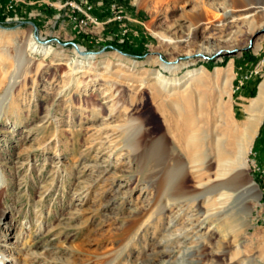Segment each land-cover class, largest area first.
<instances>
[{"label": "rangeland", "instance_id": "rangeland-1", "mask_svg": "<svg viewBox=\"0 0 264 264\" xmlns=\"http://www.w3.org/2000/svg\"><path fill=\"white\" fill-rule=\"evenodd\" d=\"M116 2L108 19L87 20L88 0H68L81 42L51 24H35L36 38L31 24L4 17L12 24L0 28V264H223L237 247L246 264H264V110L247 167L225 164L226 179L258 187L247 194L248 223L224 240L214 232L204 249L189 229L218 196L199 193L222 181L213 179L223 168L215 146L234 158L232 127L264 78V0ZM223 11L233 13L220 22ZM71 42L104 50L84 56ZM220 49L235 52L211 58ZM157 71L178 84L163 88ZM168 166L191 197L160 212Z\"/></svg>", "mask_w": 264, "mask_h": 264}, {"label": "bare ground", "instance_id": "bare-ground-1", "mask_svg": "<svg viewBox=\"0 0 264 264\" xmlns=\"http://www.w3.org/2000/svg\"><path fill=\"white\" fill-rule=\"evenodd\" d=\"M253 7L254 9L262 8L260 6H247V7H242L241 10L247 11L248 9H252ZM232 13L233 12L223 11L222 13L219 14L220 16L217 15L219 16L217 19L220 20V22L225 21V19L232 16ZM87 15H85V18L86 17L89 18V15L88 16ZM213 15L215 16V13H213ZM22 22L23 21H21L20 23ZM81 22L83 23V20H81ZM196 28L198 29L199 26H196ZM45 42L47 41L45 40ZM74 48H75L74 51H76L80 55H84V56L96 55V53H87L86 52L87 50L86 51L83 50L82 47L78 45L77 48L76 47ZM200 54H202V51H200V53L198 51L197 54H195V56L198 57L200 56ZM163 62H166V64H164ZM163 62L160 61L161 66L168 70H173L176 68L175 61L173 62V61L163 60ZM199 70L201 71L202 67L193 68L189 70L187 72L188 79L192 78L193 75L196 74L197 71ZM154 77L158 80L160 79L163 88L172 86L173 84L176 85L178 84V81H168L167 79H165L159 71L155 72ZM186 107L189 112H192V109L188 104ZM246 109L248 112V117L244 120V122L241 125L232 127V131H231L232 142L230 143L231 144L230 149L234 150V158L230 157L231 153L229 154L230 151L225 146L222 145V141H219V143L218 141L216 142L218 143L217 146H215L217 159L219 161V165L223 168L218 173L217 177L213 179L214 180L222 179V181L213 183L209 185L207 188H205L203 191L199 192L201 194H207V195L209 194L210 196L212 193L217 191L218 196L215 197V199H211L207 202L209 206L208 210L202 211L199 209V211L197 212V221L193 224V226L189 228L192 230L194 229L195 234L193 240L196 241V245L194 246H196L197 249H204L203 247L206 244V239L211 238L214 232L218 235V238L224 240L226 239V236H228L229 234L228 228H233L236 226L240 227L243 224L246 225L248 223L247 222L248 216L251 213V208H250L251 199H249V195L247 194H249L250 192H255V193L258 192V187L253 181H249V183L245 187H242L240 182H238L237 180L239 176L226 179L227 168L225 167V164L232 161L231 163H234L240 170H243L247 167L246 158H245L246 153L249 150L251 141L257 131L258 125L261 122V118L264 110V78L259 84L257 95L249 100V104L247 105ZM187 120L188 119H186V121ZM188 122H190L189 123V127H190L191 121L188 120ZM187 126L185 127V129L186 131L190 132V136L192 138L194 137L196 141H201V138L197 136V131L193 130L192 128L189 129L187 128ZM179 138L182 139V137ZM167 168H168L167 172L166 173L164 172V174L161 176L158 185V190L161 192V194H163V199L161 202L162 204L160 205V212L169 209L173 205L174 206L182 205L183 201L191 197V195L187 194L188 192L186 193L181 192L179 191V189L176 188L178 186L174 185L173 182L174 179L172 176L174 169L171 166H168ZM256 203H258V201H256ZM235 204H238L239 207L235 208ZM231 209L233 210L232 212L230 211ZM204 227H207L208 229H207V234L204 236L203 239V236L202 234L199 233V231H201ZM184 230L187 233L186 229ZM184 246L185 249L189 251L192 250L193 247L186 245V243ZM226 251L227 250L222 249L220 251L213 252V254L221 255V254H225ZM240 252H241L240 249H238L237 247L235 250V254L231 256L229 260L223 261V264H246L245 262L246 258L240 256L239 255ZM32 254L33 253H31V255ZM5 255L6 254L4 252L0 251V261L5 259ZM183 255L184 252L181 254V256L183 257Z\"/></svg>", "mask_w": 264, "mask_h": 264}, {"label": "crops", "instance_id": "crops-1", "mask_svg": "<svg viewBox=\"0 0 264 264\" xmlns=\"http://www.w3.org/2000/svg\"><path fill=\"white\" fill-rule=\"evenodd\" d=\"M67 0H0V20L6 15L20 18V20H31L37 26L44 27L48 24L57 25L60 28H66L65 32L69 31L77 40L81 42L77 36L73 22L69 18V6H63ZM12 2L13 7L10 10L6 9L7 3ZM116 0H88L90 4L89 12L96 18L108 19L111 14V3ZM117 3V2H116ZM112 9V8H111ZM69 29V30H68ZM261 144L254 147L255 155L260 164H263L260 159Z\"/></svg>", "mask_w": 264, "mask_h": 264}, {"label": "built area", "instance_id": "built-area-1", "mask_svg": "<svg viewBox=\"0 0 264 264\" xmlns=\"http://www.w3.org/2000/svg\"><path fill=\"white\" fill-rule=\"evenodd\" d=\"M12 3V2H9ZM67 6H69L70 11H69V18L71 19L72 22H75V20H79V12H75V6H71L70 4H68V0H67ZM0 7H1V2H0ZM90 9V8H89ZM114 12H111V14H113ZM110 14V16H111ZM89 16L90 17H94L90 12H89ZM12 24V23H10ZM16 25L21 24L19 22L15 23ZM123 24V22L120 23V25ZM7 26V25H5ZM38 36L42 37L39 33L37 34ZM43 38V37H42ZM258 71H255V73H257ZM257 171L259 172V176L261 178V181L264 183V168L261 167H257Z\"/></svg>", "mask_w": 264, "mask_h": 264}, {"label": "water", "instance_id": "water-1", "mask_svg": "<svg viewBox=\"0 0 264 264\" xmlns=\"http://www.w3.org/2000/svg\"><path fill=\"white\" fill-rule=\"evenodd\" d=\"M29 23V24H31L33 27H34V31H35V36H36V38H37V34H36V31L38 30L37 29V26L35 25V23L33 22V21H31V20H28V21H23L22 23ZM0 28H2V29H5V28H9L8 26H5L4 24H2V23H0ZM63 44H66V43H63ZM71 44H72V46L73 47H76L77 48V45H76V43L75 42H71ZM104 50V47L101 49V50H99L98 52H101V51H103ZM118 51H120L121 53H123V54H126V53H124V52H122L121 50H118ZM87 53H98V52H94V51H89V50H87L86 51ZM235 52V50H220V51H218V52H216V54H214L213 56H211V58H213V57H215V56H217V55H221V54H223V53H228V54H232V53H234ZM160 58H161V56H160ZM206 58H210V57H206Z\"/></svg>", "mask_w": 264, "mask_h": 264}, {"label": "trees", "instance_id": "trees-1", "mask_svg": "<svg viewBox=\"0 0 264 264\" xmlns=\"http://www.w3.org/2000/svg\"><path fill=\"white\" fill-rule=\"evenodd\" d=\"M0 23H3L4 25H9V22H5L4 18L0 20Z\"/></svg>", "mask_w": 264, "mask_h": 264}]
</instances>
